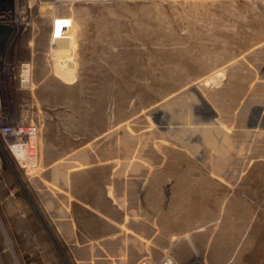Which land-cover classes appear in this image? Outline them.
Listing matches in <instances>:
<instances>
[{
  "label": "rangeland",
  "instance_id": "obj_1",
  "mask_svg": "<svg viewBox=\"0 0 264 264\" xmlns=\"http://www.w3.org/2000/svg\"><path fill=\"white\" fill-rule=\"evenodd\" d=\"M1 9L14 33L0 56V264L39 261L41 233L57 224L49 194L80 171L100 177L90 190L110 175V191L124 177L149 201L158 191L163 244L139 264H264V130L248 128L264 109V62L251 58L264 50V0H5ZM214 114L215 124H195ZM18 123L39 129L28 151L2 136ZM213 129L244 137L231 159Z\"/></svg>",
  "mask_w": 264,
  "mask_h": 264
},
{
  "label": "crops",
  "instance_id": "obj_2",
  "mask_svg": "<svg viewBox=\"0 0 264 264\" xmlns=\"http://www.w3.org/2000/svg\"><path fill=\"white\" fill-rule=\"evenodd\" d=\"M106 164L109 163L104 161L97 165ZM89 172L73 173L66 183L62 181L59 186L63 193L51 190L48 201L49 208L54 207L56 212L55 231L44 228L39 261L30 253L25 264H64L59 241L62 253L63 246L69 247L74 264H139L163 244L159 235L158 191L151 192L149 201L147 193L130 189L132 181L125 177L116 179L115 190L110 191V175L108 186L90 190L91 183L100 177ZM76 207L79 211H75Z\"/></svg>",
  "mask_w": 264,
  "mask_h": 264
},
{
  "label": "water",
  "instance_id": "obj_3",
  "mask_svg": "<svg viewBox=\"0 0 264 264\" xmlns=\"http://www.w3.org/2000/svg\"><path fill=\"white\" fill-rule=\"evenodd\" d=\"M14 30H13V27L12 26H9V25H0V55H2L7 47V44H8V41L10 39V37L12 36ZM253 59V61L255 62H264V50L263 51H259L256 55H253L251 57ZM261 75L262 77L264 78V69L261 70ZM200 101H202L201 98H199ZM256 101H254L253 99V95L251 96L250 98V101L248 102V104L246 105L247 109L246 111L250 110V108L252 106H255ZM179 103V102H177ZM264 112V109L262 107H255V110L253 109V113H258L259 116H261ZM258 116V120H257V123L254 124V125H250L248 126V128L250 129H256V128H260L261 130H264V118L262 120H259L260 117ZM215 120H216V115L214 114L212 116V118H210L209 120H203V121H199V122H196L195 124L196 125H212V124H215ZM209 130V129H208ZM190 134L189 135V139H191L193 136H195V132L193 131H188ZM203 132L204 131H201V134L203 135ZM204 136H207L204 134ZM212 136L214 138V141L215 143L217 144V146L219 147L220 145L224 146L225 148H227L228 152H227V156H229V159H231V156H230V151L234 148V146L236 144H241L242 143V140H243V136L241 135H238L237 138H233V139H230L229 137H225L221 134V132L217 129H213V132H212ZM208 137V136H207ZM188 139V140H189ZM202 139H204L202 137ZM207 140V138H206ZM206 142V141H205ZM218 155L215 157L216 161H218Z\"/></svg>",
  "mask_w": 264,
  "mask_h": 264
},
{
  "label": "built area",
  "instance_id": "obj_4",
  "mask_svg": "<svg viewBox=\"0 0 264 264\" xmlns=\"http://www.w3.org/2000/svg\"><path fill=\"white\" fill-rule=\"evenodd\" d=\"M5 4V0H0V25H1V20H4L6 19V15L4 11H2L1 7ZM14 33V32H13ZM13 36V34H12ZM12 36L10 37V39L12 38ZM9 39V41H10ZM8 41V43H9ZM1 56V55H0ZM31 69V66L30 65H22L21 66V71H22V76H24V79L26 80L27 76H28V73ZM38 133H39V129L37 126L35 125H31V124H28V125H24L23 127H19L17 125H7L4 129V131H2V136L4 139H11L10 137H17L18 136H21V141L17 140L16 139V143L14 145L16 146H23L27 149H31L32 147L34 148L36 145H32L33 142H36L37 140V136H38ZM29 134V140H26V135ZM33 138V139H32ZM6 143V142H5ZM8 143H6L7 145ZM141 264H150L149 262H143ZM162 264H172L170 260L166 259Z\"/></svg>",
  "mask_w": 264,
  "mask_h": 264
},
{
  "label": "bare ground",
  "instance_id": "obj_5",
  "mask_svg": "<svg viewBox=\"0 0 264 264\" xmlns=\"http://www.w3.org/2000/svg\"><path fill=\"white\" fill-rule=\"evenodd\" d=\"M1 110H2V109H1V105H0V112H2ZM1 114H2V113H1ZM0 122H1V121H0ZM16 125L19 126V127H20V126H21V127L24 126L23 123H18V124H16ZM10 138H11L10 140L13 141V145L10 147V149H11V150H13L12 148H15V149H16V148L21 149V146H16V145H14V144L16 143V139L19 140V141H21V136H18V138H17V137H13V138L10 137ZM25 138H26V140H29V139H28V138H29V134L26 135ZM32 139H33V138H32ZM34 144H36V142H33V143H32V145H34ZM16 156L19 158V157L21 156V152H20V151H18V152L16 151ZM16 262H17V261H16Z\"/></svg>",
  "mask_w": 264,
  "mask_h": 264
}]
</instances>
